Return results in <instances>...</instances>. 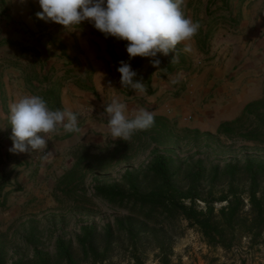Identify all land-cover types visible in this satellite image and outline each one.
Here are the masks:
<instances>
[{
	"label": "rangeland",
	"instance_id": "1",
	"mask_svg": "<svg viewBox=\"0 0 264 264\" xmlns=\"http://www.w3.org/2000/svg\"><path fill=\"white\" fill-rule=\"evenodd\" d=\"M223 1L203 11L210 20L211 37L194 40V64L198 57L211 58L204 57L211 45H219L215 51L223 46L226 57L233 44L246 46L248 42L260 41L264 44V0H248L245 7L243 3L247 0ZM259 16L262 20L253 33L255 18ZM242 23L246 24L245 28ZM259 83V97L254 99L250 94L233 117L225 113L231 108L229 102L220 103L216 112H209L215 107L203 106L208 103V97L194 102L190 110L186 103H163L160 109L159 106L148 108L154 118L162 119L155 118L153 127L137 131L127 142L114 139L110 131L70 132V142L56 145L51 155H45L49 153L47 150L38 154L27 178L25 174L18 177L21 169H17L14 183L10 176H0V264H12L16 260L33 262L36 250L48 255V264H64L56 257L57 237L69 244L76 264H87L77 240L83 226L94 228V241L100 252L106 241H110L107 255H98L104 264H134L133 253L144 264H163L162 246L163 252L170 248L167 264H264V233L256 237L244 233L229 248L209 245L199 229L178 213L166 215L156 210L151 218H144V212L136 213L138 209L132 208V200L126 196L131 189L124 176L129 170L139 193L148 192L155 184L148 163L153 147H157L172 157L170 167L177 187L184 189L195 184L202 196L218 197L232 182L244 198L243 212L247 213L249 178L242 167L246 159L264 162V77ZM256 101L259 103L245 110L247 104ZM189 114H194V127L193 120L187 117ZM199 116L204 119L198 120ZM160 121H165L167 128L157 131ZM223 123L232 128L230 135L218 131ZM198 160L200 173L194 177L191 172ZM227 163L236 164L240 171L233 177L228 175L224 172ZM96 185H116L124 192L125 201L122 204L107 201L97 194ZM259 185L264 193V171ZM196 204L204 207L200 200ZM213 205L216 211L225 201H215ZM126 227L132 228V236L127 234ZM107 229L110 237L106 235Z\"/></svg>",
	"mask_w": 264,
	"mask_h": 264
},
{
	"label": "crops",
	"instance_id": "2",
	"mask_svg": "<svg viewBox=\"0 0 264 264\" xmlns=\"http://www.w3.org/2000/svg\"><path fill=\"white\" fill-rule=\"evenodd\" d=\"M224 2L186 0L185 14L199 22L201 28L191 41L177 45L179 62L173 63L171 54H158L160 64L153 67L151 58L134 57L129 61L126 41L105 38L87 21L78 30L67 31L58 24L37 18L36 13L41 11L38 0H0V176L8 175L13 182L17 169H21L18 177L25 174L27 178L31 174L30 165L40 153L9 151L12 147L9 106L24 95L43 97L52 110L69 109L76 113L82 134L109 131L105 108L114 98L128 105L129 117L136 109L155 106L160 109L163 103H186L190 110L194 102L207 97L208 103L203 106L215 107L209 112H216L220 103L229 102L231 108L225 113L233 117L250 94L254 99L259 97V81L264 77L263 42H258L259 45L248 42L246 46L233 44L226 57L223 46L215 51L219 45H211L204 56L211 58L198 57L195 61L199 65L194 64V40L211 37L210 20L204 17L203 11ZM247 3L248 0L243 7ZM261 17L255 18L253 33L257 32ZM243 21L246 22L245 18ZM186 46L191 48L190 52L184 51ZM122 60L128 61L137 72L136 79L142 78L146 93L138 94L121 86L116 69ZM257 88L260 89L257 91ZM187 117L193 120L194 127V114ZM202 119L203 116L198 117ZM69 133L60 128L48 134L44 152L70 142Z\"/></svg>",
	"mask_w": 264,
	"mask_h": 264
},
{
	"label": "clouds",
	"instance_id": "3",
	"mask_svg": "<svg viewBox=\"0 0 264 264\" xmlns=\"http://www.w3.org/2000/svg\"><path fill=\"white\" fill-rule=\"evenodd\" d=\"M186 0H38L41 11L38 19L76 31L87 21L105 38L114 37L126 41L129 61L134 57L151 58L158 67V54L169 56L173 63L179 62L177 45L191 41L199 32L201 24L185 14ZM185 52L191 48L186 46ZM117 72L120 84L138 94L147 91L144 81L136 79L137 72L128 61H119ZM107 127L112 137L128 141L137 131L149 130L155 124L154 113L147 108L133 111L119 99H112L105 108ZM12 147L14 153H44L48 134L60 128L79 132L77 114L69 109L49 108L39 95H24L9 106ZM51 155V153H45Z\"/></svg>",
	"mask_w": 264,
	"mask_h": 264
},
{
	"label": "trees",
	"instance_id": "4",
	"mask_svg": "<svg viewBox=\"0 0 264 264\" xmlns=\"http://www.w3.org/2000/svg\"><path fill=\"white\" fill-rule=\"evenodd\" d=\"M259 101L249 103L245 110ZM159 118V117H155ZM162 119V118H159ZM167 128L165 121H160L157 125V131ZM219 132H224L230 135L232 128L227 123L220 125ZM240 134V133H239ZM241 136L249 137L248 134L241 133ZM255 138V136L253 137ZM152 158L148 163V171L154 179V185L146 193H139L138 188L133 180L129 170L125 172V178L131 189L126 195L132 200V208H136V213H141L142 216L151 218V214L156 210H160L166 215L170 213H178L191 225L199 229L209 245H220L224 248L232 247L235 242L247 233L251 236H259L264 233V193L260 191V175L264 171V162L260 160L246 159L244 161L242 171L249 178L247 190L248 195V212H243L244 198L239 193L237 187L232 182L228 184L223 193L218 197H211L207 194L202 196L197 190L195 184H190L186 188H179L173 182V172L171 171L172 157L164 152H160L157 147L152 149ZM201 161L198 160L195 164V170L191 172L194 177L199 176ZM240 171L236 164L227 163L224 167V172L230 176H235ZM97 194L109 202L122 204L125 201V194L118 190L116 185H96ZM260 192V193H259ZM129 200V202L131 201ZM200 200L204 203V207H199L196 201ZM224 202L219 209L215 211L214 202ZM143 208H147L143 210ZM125 230L129 236H132V228L126 227ZM107 236H111L109 229L106 231ZM78 242L82 249L83 257L87 260V264H104L103 259L98 255L106 254L110 245V241H106L103 251H99L95 244V230L90 226H83L81 234L78 237ZM168 251H164V247H160L161 257L160 262L168 263ZM55 253L58 260L64 264H76L69 244L61 237L55 240ZM105 256V255H104ZM35 260L33 262H24L16 260L12 264H48V255L39 250L35 251ZM134 264H144L143 260L136 254H132Z\"/></svg>",
	"mask_w": 264,
	"mask_h": 264
}]
</instances>
